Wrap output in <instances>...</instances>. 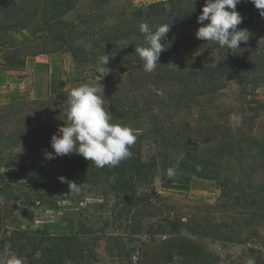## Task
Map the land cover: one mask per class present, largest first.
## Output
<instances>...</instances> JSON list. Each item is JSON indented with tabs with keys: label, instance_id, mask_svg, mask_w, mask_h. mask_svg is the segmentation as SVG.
I'll list each match as a JSON object with an SVG mask.
<instances>
[{
	"label": "trees",
	"instance_id": "trees-1",
	"mask_svg": "<svg viewBox=\"0 0 264 264\" xmlns=\"http://www.w3.org/2000/svg\"><path fill=\"white\" fill-rule=\"evenodd\" d=\"M78 2L79 0H0V34L16 29L24 30L36 22H41L46 28L43 34L32 36L30 40L25 39L17 46L3 51L1 58L5 69H22L29 56L53 53L67 47L81 72L85 71L84 65L90 60L93 62L92 69L97 68L99 57L107 54L110 57L107 66L118 67L119 77L128 73L143 72V75L140 74L142 80L174 82L167 95L158 98L149 96L151 99L144 102V106L154 107L155 104L158 109L164 106L191 109L193 105L199 104L202 98L211 95L216 83L235 79L240 85L242 103L245 112L250 114L251 122L264 108V103L258 96V88L264 84V39H261L259 45L260 39L256 38L254 29L260 15L251 2L241 1L236 8L243 17L238 28L249 30L250 39L246 43L241 42L240 49L235 54L195 36L201 26L197 17L201 14L205 0H173L170 6L165 1L150 3L147 6V20L142 23H148L153 29L162 24L170 26L163 41L167 48L160 54L159 65L154 70L156 76L145 73L143 61L135 52L137 47L147 46L146 38L139 30L141 23L132 27L118 26L104 30L93 39L90 47H86L81 43L84 29L67 18L68 14L77 8ZM213 55L218 58L217 63L206 61L195 70L166 71L161 67V63H169L172 59L190 65L202 58L211 60ZM115 82L116 79L113 78L109 81V88L104 96V107L113 123L129 126L143 117L144 108L139 107L136 100L131 106H127V97ZM29 105V102L21 101L0 105V174L3 167L15 166L19 171L31 175L64 177L67 183L77 179L92 181L104 185L108 192L125 201L124 210L129 212L136 210L144 199L139 198L138 203L135 194L133 196L130 193L141 184L151 183L160 173L168 175L169 169L174 172L172 176L181 182L195 176L215 180L222 188L221 200L231 196L230 187H227L229 182L234 184L238 181V172L233 166V159L238 155L240 148L236 135L211 137L205 147L199 146V142L194 140L190 147L186 137L180 133L183 129L170 131L168 117L159 122L155 116L152 126L142 131L137 142L131 146V157L116 167L97 168L92 162L75 153L46 159V152H54L50 144L51 137L57 134L59 127L67 124L66 111L50 114V99L37 107L31 108ZM150 110L153 112V109ZM145 138L152 142V150L148 152L140 143ZM8 149L11 155L9 160L4 152ZM250 189L245 195V200L249 201L251 208L262 212L264 185L256 189L253 184ZM147 197L162 199L154 193ZM241 198L238 197L237 204H241ZM147 202L152 205L150 199ZM162 205L165 208L172 207L166 201H162ZM167 214L168 211L165 222L159 225L158 234H169L171 240L177 243L178 253L192 252L199 242L189 233L191 219L185 220V213L171 219ZM147 224L144 219L134 221L130 232L137 234L146 228ZM147 230H151V226H148ZM92 231V226L87 224H82L78 230L72 229L66 234H53L47 228L18 227L9 231L2 245L6 246L11 254L20 257L23 264H95L96 251L86 250L80 237L81 234ZM196 236L197 239L203 238L202 235ZM223 236V239L233 238L230 234ZM217 238H220L219 234ZM167 254L169 261L173 253L169 251Z\"/></svg>",
	"mask_w": 264,
	"mask_h": 264
},
{
	"label": "rangeland",
	"instance_id": "rangeland-1",
	"mask_svg": "<svg viewBox=\"0 0 264 264\" xmlns=\"http://www.w3.org/2000/svg\"><path fill=\"white\" fill-rule=\"evenodd\" d=\"M160 1H165L170 6L173 0H79L77 8L67 18L84 29L81 43L90 47L93 39L104 30L118 26L132 27L146 21L147 6ZM44 32L45 26L36 22L24 30L1 33L0 67L3 65V51ZM254 33L257 39H264V18L261 16ZM57 52L67 53L72 57V67L76 72L74 81L66 90L50 94L46 98L13 99L0 105L21 101L29 102V106L33 108L50 99L52 106L49 113L54 115L69 107L68 93L71 89L85 83L99 86L96 80L99 69H92L91 60L84 65L85 71L81 72L67 47L53 53ZM50 54L52 53L44 55ZM206 61L217 63L218 58L213 55L211 60L202 58L190 65L172 59L169 63H161V67L166 71L195 70ZM103 72L106 75L99 83L103 86L104 96L109 88V81L113 78L126 95L127 106H131L136 100L139 107L144 108L143 117L129 125L136 134V140L142 131L152 126L155 116L159 122L168 117L169 120H166L171 132L183 129L180 133L186 137L190 147L194 140L199 142V146L205 147L211 137L236 135L240 148L233 159V166L238 172V181L234 184L230 181L227 185L231 196L221 200L222 188L213 179L195 176L181 182L169 174L160 173L151 183L141 184L130 193L133 196L135 194L138 203L139 198L144 199L136 210L129 212L124 210L125 201L108 192L104 185L77 179L75 183L79 185L78 190H70L69 183L61 182L56 175H31L19 171L18 167L6 166L1 169L0 174V252L7 250L2 241L14 228H47L53 234H66L87 224L92 226L93 231L81 234L80 237L86 250L96 251L95 264H247L249 258L254 259L255 264H264V208L259 212L245 200L251 185L255 184L256 189L264 185V108L251 122L250 114L245 112L242 103L240 85L235 79L216 83L211 95L202 98L191 109L166 106L158 109L155 104L154 107L144 106L143 103L151 99L149 96L158 98L167 95L174 82L142 80L140 74L143 75V72L119 77V68L116 66H105ZM151 73L157 75L155 71ZM258 96L264 103V84L258 88ZM105 103L104 101V105ZM232 114H236V120H230ZM140 143L145 151L152 150V142L148 138ZM4 152L9 160V149ZM150 193L159 195L162 199L147 197ZM239 196L242 197L241 204H237ZM148 199L152 205L147 202ZM162 201L170 203L172 207L165 208ZM166 210L170 219L181 213L186 214L185 220L191 219L189 233L199 242L192 252L178 253L177 243L171 240L169 234H158L159 225L165 222ZM139 219H144L148 223L147 227L132 234V223ZM148 226H151L149 231ZM222 233L230 234L233 238L223 239ZM217 234L220 238H217ZM196 235H202L203 238L197 239ZM169 251L173 256L168 261Z\"/></svg>",
	"mask_w": 264,
	"mask_h": 264
},
{
	"label": "clouds",
	"instance_id": "clouds-1",
	"mask_svg": "<svg viewBox=\"0 0 264 264\" xmlns=\"http://www.w3.org/2000/svg\"><path fill=\"white\" fill-rule=\"evenodd\" d=\"M249 2L264 18V0H249ZM239 3L241 0H205L201 14L197 17V22L201 26L195 32V36L235 54L240 49L241 42L246 43L250 39L249 30L238 28L243 20L236 10ZM169 29L168 24L156 26L155 29L148 23L139 25L147 46L137 47L135 52L143 61L145 72L151 73L159 65L160 54L167 48L163 41ZM260 42L261 39L259 45ZM109 61L110 57L107 54L98 59L99 75L96 73V80L99 86L85 83L68 93L69 107L65 113L67 124L59 127L57 134L51 137L50 144L54 152H46V159L51 160L75 153L92 162L95 167L104 168L116 167L131 157L130 148L137 139L134 130L128 125L113 123L104 107L103 86L99 81L106 75L103 67L107 66ZM236 119V114L230 116V120ZM168 174L172 176L174 172L169 169ZM59 179L65 182L64 177ZM68 183L70 190H78L79 185L75 182ZM0 264H23V261L9 250H4L0 252ZM247 264H255V260L249 258Z\"/></svg>",
	"mask_w": 264,
	"mask_h": 264
},
{
	"label": "crops",
	"instance_id": "crops-1",
	"mask_svg": "<svg viewBox=\"0 0 264 264\" xmlns=\"http://www.w3.org/2000/svg\"><path fill=\"white\" fill-rule=\"evenodd\" d=\"M62 58V59H61ZM67 53L29 56L19 70L0 67V103L13 99L46 98L66 90L76 77Z\"/></svg>",
	"mask_w": 264,
	"mask_h": 264
}]
</instances>
